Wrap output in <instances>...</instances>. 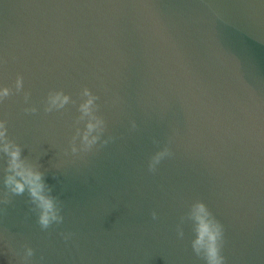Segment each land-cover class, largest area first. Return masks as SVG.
Instances as JSON below:
<instances>
[{
    "label": "water",
    "instance_id": "obj_1",
    "mask_svg": "<svg viewBox=\"0 0 264 264\" xmlns=\"http://www.w3.org/2000/svg\"><path fill=\"white\" fill-rule=\"evenodd\" d=\"M4 87L0 120L64 221L41 230L27 194L0 203V264L25 245L29 264H204L191 222L176 231L196 201L224 227L226 264H264V0H0ZM85 87L114 139L65 156ZM59 90L77 103L45 113Z\"/></svg>",
    "mask_w": 264,
    "mask_h": 264
},
{
    "label": "clouds",
    "instance_id": "obj_2",
    "mask_svg": "<svg viewBox=\"0 0 264 264\" xmlns=\"http://www.w3.org/2000/svg\"><path fill=\"white\" fill-rule=\"evenodd\" d=\"M17 94L23 92L24 78L17 76L14 84ZM13 94V90L8 87L0 89V103ZM30 93L23 92L24 102L27 104L30 100ZM99 96L94 95L87 87L80 93V103L77 111L78 117L74 122L75 133L69 141V148L64 151V155L76 157L86 155L93 151L99 144L102 148L109 144L114 138L109 136L103 139L107 131L105 119L98 115L99 105L97 101ZM75 105L77 102L65 94L62 90L50 91L44 102V112L52 113L65 109L69 104ZM25 114H36V107H27L23 109ZM83 125V127H80ZM132 130L137 128L135 121L131 122ZM79 141V144L77 143ZM172 152L168 147L158 151L150 158L148 171L155 173L157 166L166 158L170 157ZM0 158L4 159L2 182L6 189L3 199L0 203L10 204L11 196H23L27 194L28 202L33 206L31 211L37 215V223L41 230L49 229L53 224L59 225L64 221L61 214V201L52 195V189L45 183L44 173L37 165L33 164L27 158L22 156V147L14 140L9 138L7 120H0ZM153 220L157 219V214L152 213ZM190 221L194 239L191 241V248L196 257L202 259L204 264H226V259L222 254L224 247V227L216 219L205 203L201 201L194 202L186 215L180 218L177 225V236L180 239L184 237L182 225ZM64 240L71 239L72 233H61ZM34 256V250L27 245L24 246L22 262L29 264Z\"/></svg>",
    "mask_w": 264,
    "mask_h": 264
}]
</instances>
